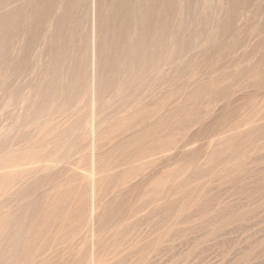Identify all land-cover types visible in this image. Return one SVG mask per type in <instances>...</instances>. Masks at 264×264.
I'll return each instance as SVG.
<instances>
[{"label": "rangeland", "instance_id": "rangeland-1", "mask_svg": "<svg viewBox=\"0 0 264 264\" xmlns=\"http://www.w3.org/2000/svg\"><path fill=\"white\" fill-rule=\"evenodd\" d=\"M0 43V264H264V0H0Z\"/></svg>", "mask_w": 264, "mask_h": 264}, {"label": "bare ground", "instance_id": "bare-ground-1", "mask_svg": "<svg viewBox=\"0 0 264 264\" xmlns=\"http://www.w3.org/2000/svg\"><path fill=\"white\" fill-rule=\"evenodd\" d=\"M144 21V20H143ZM57 39V38H56ZM1 44V43H0ZM64 44H65V42H64ZM6 48V47H5ZM126 55V54H125ZM139 55V54H138ZM114 75V74H113ZM45 95V94H44ZM45 103V102H44ZM43 111V110H42ZM46 167V166H45ZM86 195V194H85ZM30 209V208H29ZM17 243V242H16ZM10 250V249H9ZM14 258V257H13ZM9 260V259H8Z\"/></svg>", "mask_w": 264, "mask_h": 264}]
</instances>
